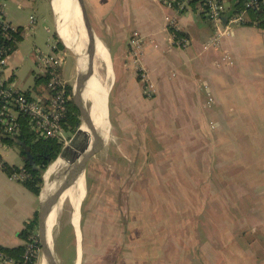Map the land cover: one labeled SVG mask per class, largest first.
Returning <instances> with one entry per match:
<instances>
[{
	"label": "rangeland",
	"instance_id": "obj_1",
	"mask_svg": "<svg viewBox=\"0 0 264 264\" xmlns=\"http://www.w3.org/2000/svg\"><path fill=\"white\" fill-rule=\"evenodd\" d=\"M119 1V5H123L124 0ZM126 1L130 19L126 30L129 31L135 28L133 21L137 18L133 0ZM146 1L153 4L152 0ZM42 12L46 13L47 19H39V23L36 19L34 28L17 43L11 60L14 66L11 68L15 69L12 84L23 91L34 88L35 78L41 75L36 64L38 54L50 52V46L61 40L48 1L43 3ZM139 15L138 12V18ZM26 18L22 16L17 24L26 25ZM55 18L57 20L56 15ZM207 25L203 23L204 27ZM82 27L84 29L83 23ZM93 27L96 28L95 25ZM199 32L193 49L195 56L201 51L203 40ZM97 35L102 38L99 31ZM156 39L160 48L154 51L162 59L170 61L173 58L177 62L180 56H184L182 49L166 51V41ZM99 41L107 50L112 71V79L105 83L108 92L104 105L109 125L103 145L88 160L84 173L85 188L78 209L81 234L79 264H125L130 238L146 232H179L183 238L191 233L204 239L210 235L220 237L223 231L241 233L246 240H264V221L252 222V217L264 218V191L253 190L254 186L249 185L256 183V177L247 174L246 168L239 170L234 155L231 168L223 169L221 155H215L216 148L214 155H207L204 142L194 143L197 139L194 133H200L204 138L205 133L213 136L219 129V113L214 110L213 97L203 95V104L209 97L212 103L204 105L197 113L169 111L165 105L168 98L155 94L152 83L144 75L141 65L143 41L139 42L140 53L135 62L125 58L129 56V49H124L125 54L121 49L123 64L118 52L107 48L102 43L104 40ZM81 44L85 51L87 35ZM61 45L66 51L63 70L70 77L66 83L72 88V100L79 74L78 55L63 42ZM211 51H206L203 57L212 55ZM122 68L124 73L120 79ZM165 68L167 76L170 74L176 78L177 72L171 65L167 64ZM122 94H125L123 104L120 103ZM85 104L87 109L90 108L91 104ZM164 108L168 111H162ZM190 120L193 121L192 126L189 125ZM207 147L210 150L209 144ZM6 155L16 164H22L20 148L16 144L10 146ZM62 170L52 174L49 180ZM46 171L42 175L43 181ZM224 172L229 174L225 173V189L222 190L221 175ZM262 181L264 177L259 182ZM54 212L56 221L51 234L58 264H76L78 244L71 223L74 205L65 199ZM203 239L197 242L203 244ZM219 242L215 240V243ZM41 263L40 253L36 264Z\"/></svg>",
	"mask_w": 264,
	"mask_h": 264
},
{
	"label": "crops",
	"instance_id": "obj_2",
	"mask_svg": "<svg viewBox=\"0 0 264 264\" xmlns=\"http://www.w3.org/2000/svg\"><path fill=\"white\" fill-rule=\"evenodd\" d=\"M47 1L57 28L53 0H4V12L7 20L14 25L24 26L25 24L19 25L16 21L22 16L28 18L30 14L35 15L39 23V19H47L46 13L42 12L43 3ZM231 1L233 0H228L227 5ZM119 4V0H84L89 20L92 19L96 26L94 28L90 20L97 38L104 40L102 43L107 48L118 52L122 64L124 57L121 49L127 51L130 36L136 33L142 38L144 53L141 65L144 75L152 83L155 94L168 98L165 105H168L166 107L169 111L197 113L206 105L202 103L203 95L212 96L214 110L219 113V129L213 136L205 133L204 138L200 133H194L197 138L194 143L204 142L207 155H221L223 169L231 168L234 155L238 169L246 168L247 174L256 177V183H249L254 186L253 190L264 191V181L259 182L264 177V164H261L264 162V29L255 25H238L221 40L219 50H212V55L203 57L202 54L206 52L202 50V44L210 36L209 26H203L204 22L207 23L203 16L196 13L176 14L154 1L150 4L146 0H133L137 20L133 21L135 28L127 31L126 26L130 23L129 7L126 0L123 5ZM166 15L174 16L181 32L191 40L190 47L183 50L184 56H180L177 62L173 58L166 61L154 51L160 48L156 38L166 41V51L174 50L169 45L168 33L164 28ZM198 28L203 40L201 51L195 56L193 49L196 37L200 34ZM97 31L102 38L97 35ZM57 42L61 49L59 43L62 40ZM223 53L228 54V61L222 58ZM12 57L9 60L10 68L14 67ZM126 57L129 58L127 55ZM167 64L176 70V78L165 74ZM128 66H132L129 61ZM63 68L62 65L58 73L68 83L70 77ZM119 73L121 79L124 69ZM123 95L125 94L120 97L121 104ZM164 110L168 111L166 108L162 111ZM179 121L182 120L179 118ZM192 123L190 120L189 125L192 126ZM3 159L8 165L22 166L16 164L9 155H3ZM225 173L229 174L224 172L221 175L222 190L225 189ZM37 211L38 196L29 192L21 183L9 179L6 173L0 172V246L15 247L24 244L20 233ZM252 219L255 223L258 220L264 221V218ZM241 235L243 234L222 231L220 237L210 235L203 239L191 233L185 238L179 232L139 233L130 238L125 264H264V240H246ZM201 239L204 240L203 244L197 242ZM215 240L220 242L215 243Z\"/></svg>",
	"mask_w": 264,
	"mask_h": 264
},
{
	"label": "built area",
	"instance_id": "obj_3",
	"mask_svg": "<svg viewBox=\"0 0 264 264\" xmlns=\"http://www.w3.org/2000/svg\"><path fill=\"white\" fill-rule=\"evenodd\" d=\"M162 8L176 14L196 13L203 16L211 31L210 36L202 44L203 51H217L220 42L227 37L231 30L241 25L247 12L264 11V0H233L227 5L228 0H153ZM4 0H0V172H5L3 155L10 148L6 141L17 140L22 136L23 124L27 123L32 132L43 138H55L67 143V134L62 126L67 112V103L70 100L68 85L58 73L65 61V52L58 48L54 42L50 52L39 53L37 58L40 76L47 78L45 87L36 93L34 88L23 91L14 87L11 79L15 69L9 67V60L16 52L19 39L29 34L34 28L36 18L32 15L26 20V25L17 26L7 20L4 12ZM223 18H226L223 23ZM164 28L168 33V42L172 49H187L191 45L190 38L181 32L174 16L164 17ZM181 33V35H179ZM139 42L142 39L136 33L132 34L129 43V58L135 62L140 53ZM224 60L229 56L223 53ZM209 96V95H208ZM209 97L206 105H211ZM15 182H23L27 172L23 167H17L12 173L7 174ZM33 245L26 244L24 262L33 255ZM0 261L14 264L12 259L4 260L0 254Z\"/></svg>",
	"mask_w": 264,
	"mask_h": 264
},
{
	"label": "bare ground",
	"instance_id": "obj_4",
	"mask_svg": "<svg viewBox=\"0 0 264 264\" xmlns=\"http://www.w3.org/2000/svg\"><path fill=\"white\" fill-rule=\"evenodd\" d=\"M52 5L57 16V33L59 37L68 49L78 55L77 67L79 74L78 81L73 90V102L78 106L84 97L86 102L91 104V106L86 109V125H82L88 137V145L85 150L82 149L78 137H73L66 143L60 157L49 166L44 176L45 182L59 169L63 170L58 175L69 177L70 171H74L73 176H77L83 164L84 155L82 154L86 152L89 160L100 150L107 136L109 125L106 105H104L106 104L108 92L105 83L112 79L109 55L100 41L88 43L86 50H82L81 42L82 39L85 41L86 35L82 27L80 10L75 0H53ZM91 53L93 55H90ZM83 179L84 176L81 174L73 183L60 182L50 184L43 196V207L46 212V225L48 228L46 242L50 247L52 245L51 232L56 221L57 212H54V210L56 207L59 208L65 199L71 201L74 205V215L71 223L75 228L78 244L76 264H79L81 256L80 215L78 209L85 188Z\"/></svg>",
	"mask_w": 264,
	"mask_h": 264
},
{
	"label": "trees",
	"instance_id": "obj_5",
	"mask_svg": "<svg viewBox=\"0 0 264 264\" xmlns=\"http://www.w3.org/2000/svg\"><path fill=\"white\" fill-rule=\"evenodd\" d=\"M241 25H255L260 29H264V11L247 12L246 18ZM179 35H181V33H179ZM18 40L20 41L21 39L18 38ZM59 47L63 49V46L60 43ZM46 83V77H36L34 80L35 92L39 93V89L45 87ZM67 93L71 97V86H68ZM78 122V110L73 99L71 100L70 98L67 103L66 117L62 122V126L67 134V142L74 135L76 124ZM6 142L9 145L17 144L19 146V157L22 161L21 167H23L28 174L27 178L21 182V184L32 194L38 195L43 184V173L47 170L48 166L57 159L65 143L58 141L55 138H43L37 136L31 131L27 123L23 124V133L19 139L13 141L8 140ZM16 168V166H11L5 163V172L7 174L12 173ZM37 227L38 211L34 213L32 220L24 226L20 233V238L23 240L24 244L15 247L0 246V254L4 260L12 259L14 264H36L40 255V242L37 235ZM28 243L33 245L34 253L29 260L24 262L26 244Z\"/></svg>",
	"mask_w": 264,
	"mask_h": 264
},
{
	"label": "water",
	"instance_id": "obj_6",
	"mask_svg": "<svg viewBox=\"0 0 264 264\" xmlns=\"http://www.w3.org/2000/svg\"><path fill=\"white\" fill-rule=\"evenodd\" d=\"M75 2L77 3L78 8L80 10L82 23H83L84 29L86 31V35L88 37V43L91 44L92 42L99 41V39L97 38V36H96V34L92 28L91 23H90L89 17L87 15V12L85 9L84 1L83 0H75ZM225 21H226V18H223V23H225ZM90 55H93V54L91 53ZM92 74H91V76H92ZM77 81H78V76L76 78V83H77ZM85 102H86V100L83 97L80 104L78 106H76V108L78 110L79 122L76 124V130H75L74 135L70 138V140H71L73 137L77 136L79 142L82 145L83 150H85L86 146L88 145V137L86 135L85 130L82 128V125L83 124L86 125V121H87V117H86V109L87 108H86ZM65 146H66V144L62 148L57 159L62 154L63 150L65 149ZM82 155H84L83 164H82V168L80 170V173L77 176H73L74 171H70L71 174L69 175V177L66 175H57L55 177H52L49 182L43 181V185L41 186L39 194L37 195L38 196L37 235H38L39 242H40V253H41V260H42L43 264H58V261H57L56 255H55V251H54L53 238H52V242H51V244H52L51 247L46 242V239L48 236V228L46 225V212H45L44 207H43L44 192L50 184L60 183V182L73 183L76 181V179H78L79 175L83 174V176H84V173H85L86 167H87L88 157H87L86 152H84V154H82Z\"/></svg>",
	"mask_w": 264,
	"mask_h": 264
}]
</instances>
